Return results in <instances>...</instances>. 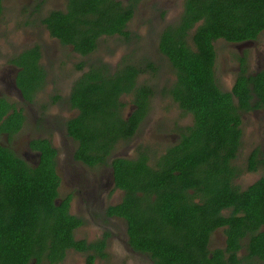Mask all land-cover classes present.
Returning <instances> with one entry per match:
<instances>
[{
  "label": "flooded vegetation",
  "instance_id": "af4514ba",
  "mask_svg": "<svg viewBox=\"0 0 264 264\" xmlns=\"http://www.w3.org/2000/svg\"><path fill=\"white\" fill-rule=\"evenodd\" d=\"M115 1L128 7L129 0ZM189 1L139 0L121 33L98 35L100 37L97 36L94 49L83 53L71 43H65L61 36L54 35L49 24L52 13L66 16L70 13L67 9L70 0H0V118L1 123L7 120L6 125H11L8 129L5 126L7 130H3L0 136L30 169L44 170V165H49L48 169L52 167L51 171L57 177L53 202L58 206L53 216L71 237V242L68 237L53 239L51 225L46 226L47 238L35 241L37 246L47 248L46 256L39 262L31 259L29 264H128L130 260L131 263L136 262L134 264H154L150 255L132 249L127 218L117 215L111 208L121 204L130 190L120 186L124 172L118 163L128 167V161L147 155L145 164L153 165L155 161L151 152L158 150L156 156L162 155L160 152L179 143L182 135H188L196 126L195 115L181 108L179 101L171 95L178 91L174 87L173 69L169 68L159 50L160 46H168L173 37H162V33L169 25L179 24L183 18L193 23V27L182 39L194 47L192 32L198 25L206 23V14L196 17L194 12L198 13V10H190L187 6ZM144 3L147 9L143 11ZM137 11H141L142 34L150 42L142 44L133 53H126L128 42L133 45L134 39H140L134 30L129 29L137 18ZM71 16L64 24L69 21L71 32L78 33L84 25L77 22L75 15ZM58 24L61 25V22ZM111 38H117L123 46L118 55L114 48L116 41L109 47L113 54L107 53V56L102 50V60L87 61L88 57L98 52L100 42L104 41L102 39ZM212 46L215 52L212 65L214 84L221 93L232 92L238 76L248 78L264 71V28L256 33L254 40L235 44L218 39L212 42ZM122 54L124 57L120 58ZM72 56L77 60L73 62ZM160 61L165 63L167 71ZM150 63L155 67V73L149 68ZM64 66L68 68L64 69ZM128 69L135 71V77L129 82ZM71 72L74 74L70 75ZM89 85L98 87L100 95L94 100L103 101L106 105L99 106L95 114L85 118L78 102L81 100L79 94ZM101 93L105 95L101 96ZM254 100L256 98L249 101L250 111L238 109L239 123L236 126L240 131V140L229 169L235 170V176L230 181L228 176L221 179H227L232 184L230 189H238V193L264 177V168H257L256 171L249 169L252 153H264V127H261L264 108L255 109ZM232 101L239 107L235 97ZM135 116L138 120L133 122ZM114 125L121 131L111 133ZM23 131L26 133L19 152L15 145L20 143L17 139ZM117 132L115 141L112 138ZM80 133L95 136L97 146L94 148L100 150L95 158H90V154L87 158L85 149L82 150L84 136L80 137ZM148 133L149 138L146 136ZM140 137L145 139L143 143ZM135 140L139 142L134 143ZM121 145L128 146L130 156L122 152L128 149H122ZM45 146L54 151L50 161L41 159ZM78 152H85V158H76ZM140 152L143 154L139 155ZM241 155L244 158L238 162ZM40 165L43 167L39 168ZM189 194L193 195V192L190 190ZM136 195L143 199V194L137 190ZM66 199L69 200L68 206L61 210V203ZM192 200L198 204L197 199ZM233 212L234 208L229 207L220 210L222 219L244 217L240 210L235 215ZM73 219L78 222L77 226L70 223ZM229 226L216 227L211 231L207 244L209 251L221 249L229 257L225 251L227 237L224 235ZM248 239V236L240 239V249L235 252L241 264H264L262 256L244 260ZM61 247L64 248L59 250ZM50 253L55 254V260L49 259L47 254Z\"/></svg>",
  "mask_w": 264,
  "mask_h": 264
},
{
  "label": "trees",
  "instance_id": "16d2710c",
  "mask_svg": "<svg viewBox=\"0 0 264 264\" xmlns=\"http://www.w3.org/2000/svg\"><path fill=\"white\" fill-rule=\"evenodd\" d=\"M138 1L129 0L126 7L115 0H70L67 6L70 13L67 16L52 13L49 24L54 35L74 45L77 51L87 53L94 49L98 35L121 33ZM187 6L190 10H198L194 12L196 17L206 14V23L192 32L194 47L182 39L193 27V23L183 18L162 33V37H173L168 46H160L159 50L173 69L174 87L178 91L171 95L181 108L195 115L196 126L188 135H182L179 143L160 152L162 155L156 156L158 150L151 152L153 165L145 164L147 155L128 161V167L118 163L124 172L120 186L130 190L126 199L111 209L127 218L132 249L150 255L154 264H241L236 253L243 237H249L244 247L245 261L252 256L264 257V177L238 193V189L229 187L232 185L230 178L235 176V170L229 169L240 140L236 126L238 109L250 111L249 101L254 98L256 106L253 107L264 108V71L248 78L238 76L232 92L221 93L214 84L212 42L222 39L239 44L254 40L256 33L264 28V0H190ZM186 13L188 15L189 11ZM71 15L84 25L78 33L71 32L69 21L64 24ZM149 68L155 73L152 63ZM134 72L128 69V82L135 77ZM97 90L98 87L89 85L79 94L78 105L82 106L85 118L95 114L99 106L106 105L94 100L100 95ZM232 97L237 99L239 107ZM137 120L135 116L133 122ZM1 122L0 118V133L11 126L6 125L7 120ZM115 131L121 130L114 125L111 133ZM117 137L118 132L112 139L117 141ZM96 146L95 136L90 133L84 136L81 148L85 149L83 153L87 158L89 154L90 158H95L99 150L94 148ZM83 153L78 152L76 158H85ZM257 153L260 156L257 157ZM42 154L43 161H50L54 151L45 146ZM48 166L44 165V170L30 169L0 136V264H29L31 259L39 262L46 256L47 248L37 246L35 241L47 238L44 228L48 225H51L53 239L68 237L71 242L69 231L53 216L58 207L53 202L57 177ZM257 168H264V153L259 151L249 157V169L256 171ZM226 176L229 181H222ZM136 190L143 194V199L136 195ZM190 190L193 195L189 194ZM192 198L197 199L198 204ZM68 201H62L61 210L67 208ZM224 207L234 208V215L240 210L244 217L222 219L220 210ZM70 223L78 224L74 219ZM227 224L229 230L224 231V235L229 257L221 249H207L211 231ZM47 256L52 260L56 257L52 253Z\"/></svg>",
  "mask_w": 264,
  "mask_h": 264
},
{
  "label": "rangeland",
  "instance_id": "374dc122",
  "mask_svg": "<svg viewBox=\"0 0 264 264\" xmlns=\"http://www.w3.org/2000/svg\"><path fill=\"white\" fill-rule=\"evenodd\" d=\"M147 9V7H146V4L144 3V5H143V11L144 10H146ZM141 12V11H140ZM140 12H138L137 11V14H136V20L135 21H133L131 24H130V26H129V29L130 30H134L139 36H140V39H134L133 40V45H131L130 44V42H128V48L126 49V53H128V52H134V51H137V48H141V45L142 44H148L149 42H150V40H149V38L148 39H145L144 38V36H143V34H142V24L140 23V21H139V16H140ZM137 24V25H136ZM129 30V31H130ZM132 34V33H131ZM102 40H104V41H102V42H100V45H99V50H98V52H95L92 56H90V57H88V59H87V61H89V62H91V61H96L97 59H99V60H102L101 58H103L102 57V54L104 53V52H102V50H105L106 51V55H107V53H111V54H113V50L112 51H110V49H109V47H112V45L113 44H115V42L116 41H118V42H116V47H114L115 49H117V55L120 53V48L121 47H123L122 46V44L119 42L120 40H118L117 38H111V39H102ZM131 45V46H130ZM232 50V49H231ZM108 56V55H107ZM73 58H72V61L74 62V61H76L77 60V58L76 57H74V56H72ZM124 57V54H122L121 56H120V58H123ZM155 58V57H154ZM70 62V61H69ZM117 63L119 64L120 63V61L119 60H117ZM160 63V65H162V67H164L165 66V63L164 62H162V61H160L159 62ZM65 68H68V67H66V66H64V69ZM164 70L165 71H167V68L166 67H164ZM74 73L73 72H71L70 73V75H73ZM169 75V74H168ZM168 75H165V77L166 78H168ZM122 100L124 101V99L122 98ZM93 119H96V117L95 116H93L92 117ZM257 118V117H256ZM263 118H264V114L261 116V119L263 120ZM258 119V118H257ZM245 122L248 124L249 123V121L248 120H245ZM261 127L263 128L264 127V123L263 122H261ZM25 131H23V133H22V135H20L19 137H18V139H17V141H19L20 143H17L15 146V148H17L18 150H19V152L21 151V148H22V144H21V141H22V139L24 138V135H25ZM148 138H149V133L146 135ZM144 138H145V136H144ZM143 137H140V142L141 143H143V141H145V139H144ZM136 142H139V140H135L134 141V143H136ZM245 144H248V142H247V140H245ZM247 146V145H246ZM121 148L122 149H128V146H122L121 145ZM123 153H126V154H128V156H130L131 155V152L129 151V149H128V151L126 150V151H122ZM244 155H246L247 154V152L246 151H244V153H243ZM244 155H241L239 158H238V162H241L242 160H243V158H244ZM65 159H67V158H65ZM245 172V171H244ZM246 177V175H243L242 177ZM134 263H136V262H133V263H131V260L130 261H128V264H134Z\"/></svg>",
  "mask_w": 264,
  "mask_h": 264
}]
</instances>
